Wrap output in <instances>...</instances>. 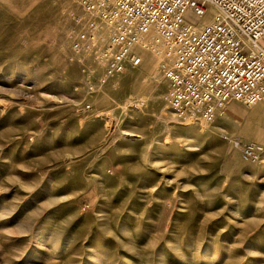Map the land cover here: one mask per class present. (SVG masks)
Returning a JSON list of instances; mask_svg holds the SVG:
<instances>
[{"label":"rangeland","instance_id":"374dc122","mask_svg":"<svg viewBox=\"0 0 264 264\" xmlns=\"http://www.w3.org/2000/svg\"><path fill=\"white\" fill-rule=\"evenodd\" d=\"M69 7L0 0V264H264V104L182 124L150 54L76 92Z\"/></svg>","mask_w":264,"mask_h":264},{"label":"built area","instance_id":"2783aa9c","mask_svg":"<svg viewBox=\"0 0 264 264\" xmlns=\"http://www.w3.org/2000/svg\"><path fill=\"white\" fill-rule=\"evenodd\" d=\"M68 61L74 90L102 92L150 54L167 84V107L182 124H206L230 101L264 104V0H70ZM77 105V103H76ZM85 102L79 110H90ZM243 160L256 141L224 136Z\"/></svg>","mask_w":264,"mask_h":264}]
</instances>
